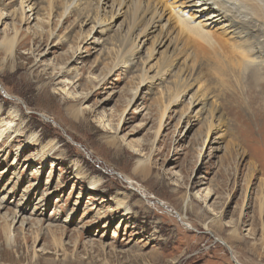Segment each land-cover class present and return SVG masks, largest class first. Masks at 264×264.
<instances>
[{
	"label": "rangeland",
	"instance_id": "374dc122",
	"mask_svg": "<svg viewBox=\"0 0 264 264\" xmlns=\"http://www.w3.org/2000/svg\"><path fill=\"white\" fill-rule=\"evenodd\" d=\"M21 1L0 0V12ZM23 1L36 8L0 19V42L19 29L12 53L0 43V86L15 96L0 88V121L13 124L0 142V264H264L263 89L213 69L210 48L179 35L162 4L159 27L131 55L146 0L113 21L118 0ZM176 1L166 2L182 9ZM97 16L107 29L90 33ZM161 34L165 46L146 58ZM163 58L166 74L154 80ZM140 158L148 163L136 167ZM10 224L17 242L7 247Z\"/></svg>",
	"mask_w": 264,
	"mask_h": 264
},
{
	"label": "bare ground",
	"instance_id": "6f19581e",
	"mask_svg": "<svg viewBox=\"0 0 264 264\" xmlns=\"http://www.w3.org/2000/svg\"><path fill=\"white\" fill-rule=\"evenodd\" d=\"M115 1L116 0L113 1V4H115L114 3ZM138 1H142V0H118L117 1L118 8L117 9L115 8L113 10V7H112L113 11H111L110 14L108 15L109 19L112 21L114 19L116 20L117 16H119L123 7L124 8L125 7L134 8L137 6ZM166 1L167 0H146V2H144L143 5H141V12L148 13L149 17L146 23L143 25V27L136 34L135 38L132 37L133 38V41L131 43L132 51L129 49V51L131 52V55H135V53L138 52L139 47H140L139 44L141 43L140 40L142 38H145L143 41L145 43V41L151 38L149 37V35L153 33L154 31H156L155 27H159V24L157 25V23H159V20L162 19L164 15V12L160 11L161 6L163 5L164 10L171 9L172 10L171 16L177 17L178 22H179V23L177 22V25L179 26V31H180L179 35L182 36L184 34H187V35L189 34L190 35L189 37L193 38V40H196V42L199 43L198 44L199 47L205 48V46H208L210 48L211 53L214 55V57L213 56L212 57L214 58L215 62L218 63L219 65L218 68H213V69H222L221 72L226 75L228 74L231 75L230 73L235 74L236 76H238L236 79L238 82L244 79L246 80V82L249 85V90H253L256 87L258 88L261 87V89L263 90H259V89L258 90L264 92V72H263L264 70V39L262 40L259 38L260 36H264V0H183V1H180L181 2L180 5H182L181 6L182 9L175 8L173 6L174 4H168ZM84 2H86L85 3L86 8H88L90 6V0H85ZM101 2L103 3L102 0ZM128 3H131L132 6L127 5ZM71 4L72 2L70 4L69 2H67L66 6L64 7V13L69 9ZM28 6L29 4L25 5L24 1L22 0L20 2L19 7L16 8L11 14L15 18L23 17L25 13L31 12L32 10L36 8V7L31 6L32 8L29 7L27 9ZM98 8L100 9V4L98 5ZM12 15L10 16V14L9 15L6 14V16H4V12H0V19L3 20L5 18H11ZM108 16L106 18H108ZM135 16L136 15L133 16V19H134L133 24L130 23V26L128 27V31L130 32H133L137 28V25L135 23ZM29 17L30 19L35 20V18H32V16H29ZM91 17L89 19H91ZM104 18H105L104 16L103 17L97 16L96 18H93L94 26H92L91 30H89L90 33L95 29V27L102 29L100 33L105 32L107 28H106V23H105ZM37 20L39 22L41 19L38 18ZM170 23L171 21L169 22V24ZM221 24H223V26L225 27L223 31L216 32L215 30H213L215 26H219ZM165 26H167L166 23L163 26H161L163 28L164 33H166L167 31V29L164 28ZM163 31L161 30V32ZM18 33H19V29L14 27V33L11 36L6 34L5 39L0 42L2 43L1 47L2 48L6 47L7 50H9V52L12 53L14 51V45L16 43V38L18 36ZM261 33L263 34L261 35ZM162 36L163 37L159 36L152 41V44H150L152 51H150V47H148V52L150 51V53L148 54L146 58L151 57L154 54H157L159 52L158 48L161 49L163 46H165L167 40H165L164 38L165 34ZM139 38L141 39L139 40ZM189 39L188 38L185 39V41L188 42L187 44L188 47H190ZM184 49L182 50L184 51ZM157 63H159V67H158L159 69L156 70V73L153 77L154 80L155 78L159 79L162 73L166 74L164 71V68L169 66L170 64L165 61V58L162 59V62L158 60ZM141 72H142V79L140 80V83L142 84L148 83L149 78H152V76H149V75L147 76V71L145 72L144 69ZM176 86L177 87L181 86V84L177 82ZM0 88L4 92L5 96L15 97L12 94H10L8 91H5L2 86H0ZM200 94H201L200 95L201 99L203 98L204 100V96L206 92H203ZM175 96H179V95H175ZM198 97L192 94L189 99V104L199 105L201 102L198 100ZM251 100H254V99L251 98ZM78 110L79 111L76 114H80L82 112L81 108ZM256 112L258 113L261 111L259 110ZM10 114L13 117L17 115L14 110L13 111L11 110ZM73 114H75L74 111H73ZM12 127H13L12 122L6 121V120L0 121V142H3L4 139H7L9 137L8 133L10 132V129ZM107 128L112 129L113 126L112 127L107 126ZM117 128H119V124ZM20 132H21V129L16 128L12 131V136L16 137L20 135ZM35 140H37L36 135L30 134V136H28L26 139V145H29ZM54 148L55 147L52 146L50 143L48 146L41 147L39 156L43 160H45L46 157L50 156ZM137 163L138 164L136 167L145 165L146 163H148V159L140 158ZM127 181H129V178ZM98 183H99L98 180H92L91 183L89 184L90 189H94L95 186L99 185ZM130 184H133V182L130 181ZM209 191H210V188H209ZM209 191L207 193H210ZM124 203L122 200L118 201V204L121 207H123L125 211L122 215H126L130 213V208L124 205ZM189 203H190L189 196L187 195L184 198V206H188ZM17 216H18L17 214L14 215L13 221L14 219L17 218ZM71 216L72 214H69L67 218L64 219V221L65 222L70 221ZM11 226H12L11 224L9 226L7 225V227H5L4 229L5 241L7 243V247L15 245V243L17 242V238L16 236H14L13 229L11 228ZM231 232L233 234L232 236L233 238H236L238 236L237 230H232ZM218 240H221V242L225 246L229 247V249L233 251L230 243H228L227 241L223 239H218ZM100 248L102 249V245H100ZM35 255H37L36 250H35ZM234 261L239 262L238 260H235V258H234ZM239 263L242 264L241 262Z\"/></svg>",
	"mask_w": 264,
	"mask_h": 264
},
{
	"label": "water",
	"instance_id": "95a60500",
	"mask_svg": "<svg viewBox=\"0 0 264 264\" xmlns=\"http://www.w3.org/2000/svg\"><path fill=\"white\" fill-rule=\"evenodd\" d=\"M237 262V261H236ZM237 264H240L239 262H237Z\"/></svg>",
	"mask_w": 264,
	"mask_h": 264
}]
</instances>
